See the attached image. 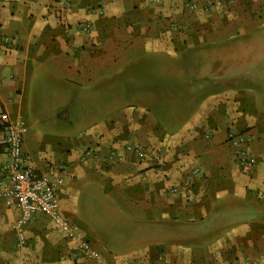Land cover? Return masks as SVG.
Instances as JSON below:
<instances>
[{"label": "crops", "instance_id": "0c3cea01", "mask_svg": "<svg viewBox=\"0 0 264 264\" xmlns=\"http://www.w3.org/2000/svg\"><path fill=\"white\" fill-rule=\"evenodd\" d=\"M225 1L0 0V112L102 258L0 200V264H264V0Z\"/></svg>", "mask_w": 264, "mask_h": 264}, {"label": "built area", "instance_id": "2783aa9c", "mask_svg": "<svg viewBox=\"0 0 264 264\" xmlns=\"http://www.w3.org/2000/svg\"><path fill=\"white\" fill-rule=\"evenodd\" d=\"M229 1H225V6ZM195 7V4H189ZM90 24L80 22L79 29L88 31ZM0 128L3 137L0 145L3 146L7 160L0 166V200L8 207L18 210L16 220L11 224L19 242H24V226L37 212L48 216L55 227L69 241L73 242L79 252L89 259L102 261L100 253L93 248L90 242L82 238L74 226L62 215L59 207V199L56 193V181L47 176L37 174L29 164L24 163L21 157L22 136L25 125L22 121L11 120L4 111L0 112ZM227 138L232 146V155L238 167L248 170L254 165V158L244 147V138L239 134L227 131ZM140 158L144 157V150L135 146ZM90 149L85 150L84 155H90ZM194 174L196 172H193Z\"/></svg>", "mask_w": 264, "mask_h": 264}]
</instances>
